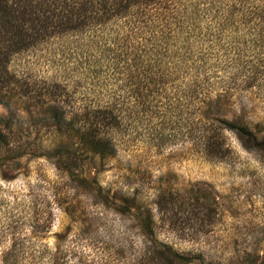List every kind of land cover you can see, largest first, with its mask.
Listing matches in <instances>:
<instances>
[{"label":"rangeland","instance_id":"374dc122","mask_svg":"<svg viewBox=\"0 0 264 264\" xmlns=\"http://www.w3.org/2000/svg\"><path fill=\"white\" fill-rule=\"evenodd\" d=\"M114 29L10 61L0 264H264V150L214 125L223 150L208 154L190 131L187 81L138 95L135 43ZM111 54L125 56L106 62ZM254 93L237 92L209 116L236 117L264 138ZM97 106L109 111L98 132L110 155L82 139L77 114ZM54 107L65 113L59 126Z\"/></svg>","mask_w":264,"mask_h":264},{"label":"trees","instance_id":"16d2710c","mask_svg":"<svg viewBox=\"0 0 264 264\" xmlns=\"http://www.w3.org/2000/svg\"><path fill=\"white\" fill-rule=\"evenodd\" d=\"M107 28L125 30L135 43L134 59L128 61L134 63L129 69L138 66V95L140 88L160 95L167 84L177 88L187 81L185 96L194 116L190 131L208 154L223 150L214 125L264 150V138L242 120L209 116L211 107L219 111L237 92L255 90L264 101V0H0V105H9L4 94L17 82L9 70L14 56L55 40L97 38ZM116 55L106 62L125 56ZM54 109L53 123L59 126L65 113ZM107 114L105 106L77 114L87 122L82 139L87 137L95 155L112 151L98 132L106 126L98 119ZM5 143L0 128V145Z\"/></svg>","mask_w":264,"mask_h":264}]
</instances>
